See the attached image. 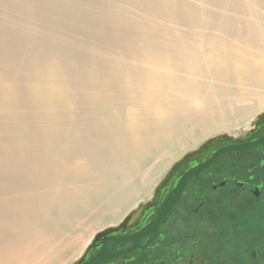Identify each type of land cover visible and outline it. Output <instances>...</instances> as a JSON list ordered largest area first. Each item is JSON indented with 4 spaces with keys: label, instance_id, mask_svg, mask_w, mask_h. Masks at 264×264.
Instances as JSON below:
<instances>
[{
    "label": "bare ground",
    "instance_id": "bare-ground-1",
    "mask_svg": "<svg viewBox=\"0 0 264 264\" xmlns=\"http://www.w3.org/2000/svg\"><path fill=\"white\" fill-rule=\"evenodd\" d=\"M2 9L23 80L0 73V264H71L186 151L264 110V0Z\"/></svg>",
    "mask_w": 264,
    "mask_h": 264
},
{
    "label": "flooded vegetation",
    "instance_id": "flooded-vegetation-1",
    "mask_svg": "<svg viewBox=\"0 0 264 264\" xmlns=\"http://www.w3.org/2000/svg\"><path fill=\"white\" fill-rule=\"evenodd\" d=\"M250 124L244 133L230 136L248 143L264 139V112ZM208 140L166 171L158 182L165 185L157 203L169 198L196 162L170 176L173 167L199 152ZM213 155L210 151L208 157ZM154 201L153 192L121 222L105 230L73 264H87L92 250L111 236L116 240L109 242L108 255L123 253L114 264H264V142L218 155L209 167L188 179L155 241H151L153 235L129 240L152 224V207L148 209L147 203Z\"/></svg>",
    "mask_w": 264,
    "mask_h": 264
},
{
    "label": "water",
    "instance_id": "water-1",
    "mask_svg": "<svg viewBox=\"0 0 264 264\" xmlns=\"http://www.w3.org/2000/svg\"><path fill=\"white\" fill-rule=\"evenodd\" d=\"M256 142H264V139H258ZM256 142L248 143V142H239L238 140L234 139V137L230 136L227 133L219 134L218 136H214L212 138H209V140L205 143V145L201 148V150L194 154H189L185 160H183L181 163L175 165L173 167L174 172L171 173L170 176L175 175L176 171H183L188 167L189 162L195 161L196 166L191 168V170L187 173H185L184 177L181 178L177 186L173 189L171 195L169 198L162 200L160 203H157L156 200L159 197V194L162 190V187L165 185L164 181H161L159 184L155 186L154 197L155 201L152 203H147V208L152 207L153 214L150 217V221L152 224H149L146 229L142 230L138 234L129 237V240H135L137 241L141 237L153 235V238L151 241H155L157 237H159V227L161 224L166 220V216L169 212V210L175 205V203L178 201L180 194L182 190L184 189L188 179L198 172H200L202 169L209 167L212 162L217 158L218 155L231 151V150H239L247 148ZM214 152V155L209 158L208 154L209 152ZM180 172L178 174H180ZM173 194V195H172ZM108 228H111L108 227ZM108 228L96 233L91 240L90 246L93 241L100 236H102L103 232L107 230ZM116 237L111 236L106 239H104L102 242H100L99 245H97V248H94L91 253V258L88 261L87 264H114L117 262V259L123 255V253L116 254V255H108L107 253V247L110 241H115Z\"/></svg>",
    "mask_w": 264,
    "mask_h": 264
},
{
    "label": "rangeland",
    "instance_id": "rangeland-1",
    "mask_svg": "<svg viewBox=\"0 0 264 264\" xmlns=\"http://www.w3.org/2000/svg\"><path fill=\"white\" fill-rule=\"evenodd\" d=\"M35 8V7H32V9ZM34 10V9H33ZM36 19H38L37 17H29V16H25V15H18V19H17V22L18 23H22V24H28V23H33V22H36ZM23 32V30L17 26V23L13 22L5 12H3V9L0 11V44L4 47H2V52H0V73H3L7 79L10 81V82H14V81H17L18 83H22V80H23V76H19V70H16V67L15 65L13 64V59H14V52L15 51H18L19 50V45H21L22 43L19 42V36L21 35V33ZM34 35V34H32ZM81 38V37H80ZM87 38V37H86ZM80 41H82V39H80ZM9 52V54H8ZM11 54V55H10ZM0 108H7L5 106H0ZM28 111H30V108H28ZM262 112H264V110L260 111L257 116L259 114H261ZM252 115H247L245 116L244 118H242V122H246L248 121V119L250 120ZM256 118V117H255ZM253 118L250 123L255 119ZM248 124V127L251 125V124ZM245 132V131H244ZM242 132V133H244ZM223 133H227L229 134L230 132H227V131H219L217 132L216 134L214 135H209L207 137H205V139L202 140L201 143H203L204 141H206L207 139L209 138H212L216 135H219V134H223ZM240 133V134H242ZM238 134V135H240ZM230 135V134H229ZM200 143V144H201ZM199 144V145H200ZM198 145V146H199ZM197 146V147H198ZM195 147V148H197ZM193 148V149H195ZM188 151H186L184 154H186ZM167 168V167H166ZM165 168V169H166ZM168 169V168H167ZM158 184V182L156 183ZM155 184V185H156ZM155 185L152 187L151 191H152V194H153V191H154V187ZM151 198V197H150ZM148 198V199H150ZM147 199V200H148ZM146 199H142L141 201H138L137 203L133 204L129 209L128 211L126 212V214L128 215L129 213L132 212V210L136 209L138 207V205H140L141 203L143 202H146L147 201ZM130 210V211H129ZM124 215L123 219L127 216V215ZM122 221V220H121ZM83 226H80L78 227L79 228V232L81 234H86V230H88L87 227H83ZM81 229V230H80ZM84 252V251H83ZM77 259H75L73 262H75ZM73 262L71 264H73Z\"/></svg>",
    "mask_w": 264,
    "mask_h": 264
}]
</instances>
